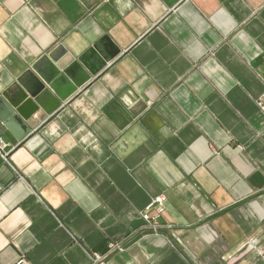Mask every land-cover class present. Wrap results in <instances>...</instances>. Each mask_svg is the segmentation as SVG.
Wrapping results in <instances>:
<instances>
[{
    "label": "crops",
    "instance_id": "1",
    "mask_svg": "<svg viewBox=\"0 0 264 264\" xmlns=\"http://www.w3.org/2000/svg\"><path fill=\"white\" fill-rule=\"evenodd\" d=\"M50 55L107 61L0 122V264H264V0H0V93Z\"/></svg>",
    "mask_w": 264,
    "mask_h": 264
},
{
    "label": "water",
    "instance_id": "2",
    "mask_svg": "<svg viewBox=\"0 0 264 264\" xmlns=\"http://www.w3.org/2000/svg\"><path fill=\"white\" fill-rule=\"evenodd\" d=\"M59 60L52 55L44 56L17 80L9 94L0 93V122L11 117L20 118L26 132L30 133L35 115H52L90 83L107 61L98 59L96 64H92L90 57L82 56L64 60L60 66ZM8 159L9 155L4 157L0 149V167Z\"/></svg>",
    "mask_w": 264,
    "mask_h": 264
},
{
    "label": "built area",
    "instance_id": "3",
    "mask_svg": "<svg viewBox=\"0 0 264 264\" xmlns=\"http://www.w3.org/2000/svg\"><path fill=\"white\" fill-rule=\"evenodd\" d=\"M257 105L259 107V110L264 113V93L259 97L257 100ZM164 205H165V198L164 197H157L153 200V202L147 206L143 213V219L148 224V227L153 229V231L158 230V218L159 215L164 211ZM155 210L156 214L151 215V212ZM111 250H120L121 246L117 244H111L110 245Z\"/></svg>",
    "mask_w": 264,
    "mask_h": 264
}]
</instances>
